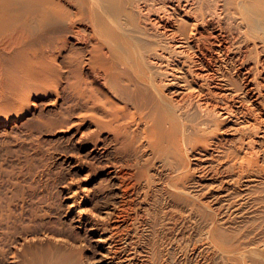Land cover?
Here are the masks:
<instances>
[{"label": "bare ground", "instance_id": "obj_1", "mask_svg": "<svg viewBox=\"0 0 264 264\" xmlns=\"http://www.w3.org/2000/svg\"><path fill=\"white\" fill-rule=\"evenodd\" d=\"M32 129L82 239L16 226L0 264H264V0H0V138Z\"/></svg>", "mask_w": 264, "mask_h": 264}, {"label": "rangeland", "instance_id": "obj_2", "mask_svg": "<svg viewBox=\"0 0 264 264\" xmlns=\"http://www.w3.org/2000/svg\"><path fill=\"white\" fill-rule=\"evenodd\" d=\"M32 132L33 135L29 137L16 136L8 140L0 138V261L5 240L12 242L19 235L14 230L16 226H22V236L45 229L48 232L71 234L77 242L82 239V234L78 231H69V224L64 221L62 215L58 188L63 172L59 165L56 166L57 159L63 154L61 142L51 139L47 134L40 136L34 129ZM107 189L109 188L102 185L97 190L99 207L110 205L112 202L108 196L110 189ZM138 190L136 198H140H137L134 205L143 210L139 212V231L131 232L134 238L130 237L131 240L128 241L131 251H134L136 246L138 249L142 248L137 245V241L139 236L143 237L144 221L148 214L158 210L157 197L153 192L152 195L149 192L144 205H141L138 200L144 192L142 188ZM175 220L182 221L178 217ZM91 252L90 248L83 249L84 259L91 258Z\"/></svg>", "mask_w": 264, "mask_h": 264}]
</instances>
